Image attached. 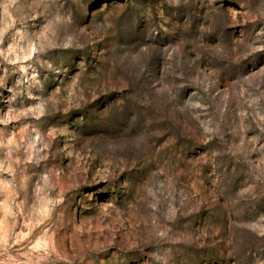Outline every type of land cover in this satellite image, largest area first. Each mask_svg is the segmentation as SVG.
Listing matches in <instances>:
<instances>
[{
    "label": "rangeland",
    "instance_id": "374dc122",
    "mask_svg": "<svg viewBox=\"0 0 264 264\" xmlns=\"http://www.w3.org/2000/svg\"><path fill=\"white\" fill-rule=\"evenodd\" d=\"M246 7L242 0H18L4 47L20 29L26 40L42 31L45 50L27 62V74L0 58V120H10L0 123L3 264L138 257L163 264L149 249L164 245L167 264H264V237L252 230L264 224L261 153L233 157L228 143L189 150V141L168 131L173 121L184 123L180 114L149 112L135 78L153 63L167 75L197 58L227 60L241 41L254 47V25L240 14ZM33 71L37 78L26 79ZM249 83V91L264 92V75ZM39 101L43 116L19 115ZM125 113L126 127L115 128ZM124 176L139 179L121 184ZM58 193L64 203L37 226ZM38 236L50 254L31 250Z\"/></svg>",
    "mask_w": 264,
    "mask_h": 264
},
{
    "label": "clouds",
    "instance_id": "9594fccd",
    "mask_svg": "<svg viewBox=\"0 0 264 264\" xmlns=\"http://www.w3.org/2000/svg\"><path fill=\"white\" fill-rule=\"evenodd\" d=\"M242 2L247 7L243 8L240 14L247 17L246 22L250 21L254 25L251 32L255 35L250 34L254 47L243 45L241 41V44L236 46V50L228 54L227 60L224 57H215L218 62L203 65L197 58L187 68L172 70L167 75L162 73L159 64L153 63L146 70L142 68L135 78L145 86L141 91L142 95L148 98L146 108L149 112L157 109H174L180 114L184 123L173 121L168 131L172 136H183L189 141V150L199 144L215 147L228 143L226 154L235 157L246 150L259 152L260 161L264 163V92L254 94L249 91L250 77L256 74L264 75V0H242ZM17 3L18 0H0V58L10 65H17L20 73L27 74L31 67L27 62L43 52L45 46L40 43L42 31L34 40H26L20 29H16L12 36L13 43L8 44L7 48L4 47L6 35L15 27L12 10ZM176 3H179V0H176ZM59 19L61 18L57 17V20ZM68 19L71 22V18ZM47 27L46 25L45 28ZM33 31L37 29L34 28ZM63 47L67 49L71 45L66 43ZM144 50L141 48V51ZM37 75L38 73L33 71L31 77L25 78L35 80ZM225 80L232 82L228 88L224 87ZM232 85L238 86V90ZM28 99L39 100L31 93ZM29 113H38L37 119L43 116L44 101L30 105L19 115L26 116ZM129 115L130 113H125L119 116L113 121L114 127L124 130ZM7 122L10 120H0V123ZM137 131L139 130H133V134L135 135ZM35 140L38 141L39 136ZM250 144L251 148L248 147ZM138 179L139 176H124L120 182L132 184ZM43 180L47 183V176H44ZM63 203V193H58L54 199L49 198L46 206L42 207L44 218L37 222V226L50 218L54 206ZM259 220L264 221V211H261ZM252 230L256 231L258 236L264 237V224L258 223ZM158 236L164 239L166 233L161 231ZM47 244V241L38 236L31 250L44 252L45 255L50 254ZM52 250L54 251V246ZM167 250V245H164L160 252L149 249V254L155 261L167 264L165 258ZM42 258L43 256L40 257ZM0 264H3V261H0ZM131 264H143V257L133 258Z\"/></svg>",
    "mask_w": 264,
    "mask_h": 264
}]
</instances>
